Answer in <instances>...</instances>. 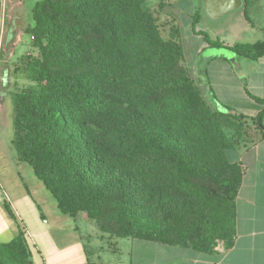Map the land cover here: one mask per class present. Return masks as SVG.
I'll return each mask as SVG.
<instances>
[{
	"label": "trees",
	"instance_id": "1",
	"mask_svg": "<svg viewBox=\"0 0 264 264\" xmlns=\"http://www.w3.org/2000/svg\"><path fill=\"white\" fill-rule=\"evenodd\" d=\"M144 1L71 0L73 13L81 21L68 28L63 26L60 18L63 17V7L58 17L46 9L45 0H38L34 4V24L27 28L33 45L52 52L57 50V43L62 36L72 42L76 51L91 60L99 71L83 77L60 74L41 65L31 55L25 66H16L18 71L27 69L36 81L35 87L15 95L17 115L13 142L18 159L33 167L37 177L57 200L59 209L75 218L78 213L76 204L61 184L52 183L48 166L53 161L43 154H36V151H42V148L50 144L53 137H67L64 146L60 145L66 160L73 162L82 157H90L105 163V167L124 171L126 176L120 177L123 188L126 187L128 193L142 201L145 209L171 210L181 216L190 212L186 208L190 206L186 199L191 197L195 205L206 214V218L193 223V227L201 232L200 239L210 247L219 240L231 245L235 231L236 197L242 182L243 168L239 162L228 158L227 150L233 149L240 142L227 140L216 124L222 120L236 129H243L250 119L261 130L264 141V108L252 116L234 112L227 106L223 107L227 110H213L199 90L193 87L192 79L184 71L178 79L175 94L148 103L145 101L146 90L139 88L134 98L140 108L146 109L159 123L171 124L179 138L191 143L188 144L192 150L206 161L201 171L208 177H216L219 172L227 176L224 184L227 191L230 190L229 195L216 192L204 184L186 181L179 170L173 173L166 159L179 148L175 143L153 145L147 155H126L121 152L115 122L125 118L122 100L127 84L124 78L138 73L157 74L151 69L155 58L161 69H167L175 65L183 55L180 43L161 38L153 13L142 7ZM250 4L251 0H243V10L247 17ZM202 11L205 13L204 5L193 15L194 31L204 35L211 45H224L219 39H211L203 29L196 28ZM175 31L180 34L178 28ZM93 32H100V35L87 37ZM77 37L81 39L77 40ZM226 46L247 58L257 59L264 55V40L236 42ZM247 92L255 101L264 105V98ZM87 123H97L105 131L97 132L92 127L84 126ZM69 132H72V138H69ZM69 139L73 146L70 149L67 147ZM67 188L70 194L72 185ZM102 191L86 184L76 193L82 196L91 193L101 196ZM5 205L16 219L7 201ZM192 214L196 216L197 210H192ZM165 229L163 221L152 220L147 227L119 232L115 237H133L185 246L171 241L163 234ZM212 247L207 252L212 251ZM5 263L33 264L26 231L21 224L19 234L14 239L0 243V264Z\"/></svg>",
	"mask_w": 264,
	"mask_h": 264
},
{
	"label": "rangeland",
	"instance_id": "2",
	"mask_svg": "<svg viewBox=\"0 0 264 264\" xmlns=\"http://www.w3.org/2000/svg\"><path fill=\"white\" fill-rule=\"evenodd\" d=\"M37 1L5 0V30L2 48H0V99L2 101V120L7 124L1 126L5 130L3 145L9 154L10 150L17 153L13 142L15 137L14 122L17 115L15 95L36 86V81L30 76L29 71L27 69L18 71L16 66L21 64L25 66V62L31 55L41 65L60 74L83 77L96 74L99 71L91 60L76 51V46H73L72 42L62 36L57 43V50L52 52L33 45L32 36L27 32V28L34 24L32 13ZM45 1L46 9L53 16H58L60 9L64 8V13H61L63 17L60 16L64 27L68 28L81 21L73 13L71 0ZM251 2L248 8V17L245 16L243 8L233 10L218 20L211 19L202 11L196 28L206 31L211 39H219L226 44L260 39L264 36V0H251ZM202 5V0H145L142 4V7L150 10L156 18L161 38L180 43L183 55L175 65L167 69H161L157 58H155L151 63V69L157 74L153 72L150 75L138 73L124 78L127 84L122 100L125 118L121 122H115L119 133L117 142L120 145V151L126 155H147L153 145L175 143L179 148L166 159L168 167L173 173L179 170L186 181L204 184L216 192L229 195L230 190L227 191L228 188L224 184L227 176L219 172L216 177H208L201 171L206 161L197 156L189 145L191 143L188 142V144L179 138L171 124L159 123L146 109L140 108L134 102L139 88L146 90L144 92L145 101L148 103L160 101L166 96L175 94V89L179 85L178 79L184 71L192 79L193 87L199 90L202 98L213 110H227L221 106L217 107L215 100L222 103L223 99L233 95V93H228L231 91L228 84L233 82L230 78L234 71L233 68L236 70V55L234 57L226 44L211 45L205 40L204 35L194 31L193 15ZM177 28L180 30V34L176 33L175 29ZM98 35L100 32H93L87 37ZM80 39L77 37V40ZM217 57H227L228 62L226 63L229 67L226 72L228 73L219 69L221 63L225 62L215 60L214 58ZM225 106L232 108L235 112H240L236 105ZM247 112L249 111L244 113ZM216 125L225 138L234 143H251L259 132L256 124L250 119L247 120L243 129H236L233 125L222 120L218 121ZM84 126L92 127L97 132L105 131L97 123H87ZM71 133L69 132V138H72ZM11 138L13 145L10 144L9 139ZM66 142L67 137H53L51 143L42 148V151L41 149L36 151V154H43L44 157L53 161L52 165L48 166L52 183L61 184V187L76 204L78 213L75 218L87 248L93 238L111 243L116 233L126 230L136 231L139 228L147 227L152 220L164 222L166 231L162 232L171 241L182 243L187 247H197L206 252L212 247L206 244L202 238V240L200 239V230L193 227V223L206 218V214L195 205L191 197L186 199V202L190 204L186 208L190 209V212L181 216H177L171 210L145 209L142 201L128 193L126 187L123 188L120 177L126 176L124 171L105 167V163H99L90 157H82L73 162L66 160L60 151V145L64 146ZM67 147L68 149L73 147L70 145V139ZM227 156L231 161L234 160L236 151L227 150ZM25 165L31 169L30 164L26 163ZM32 175L27 176L22 173L20 183L14 184L15 191L26 187L30 191L36 188L40 193L41 190L35 185L42 182L35 176L33 178ZM86 184L95 190H103L101 196L95 193L84 194V196L77 194L76 192ZM40 185L44 192L49 193L43 184ZM69 185H72L70 194L67 188ZM1 188L2 190L4 188L2 184H0V193H2ZM192 210H197L199 216L192 214ZM222 241H217L212 248L215 249Z\"/></svg>",
	"mask_w": 264,
	"mask_h": 264
},
{
	"label": "crops",
	"instance_id": "3",
	"mask_svg": "<svg viewBox=\"0 0 264 264\" xmlns=\"http://www.w3.org/2000/svg\"><path fill=\"white\" fill-rule=\"evenodd\" d=\"M258 40H264V36L249 42ZM231 52L237 60L236 70L233 68L230 78L233 82L228 84L231 89L228 93L233 95L223 99V104L216 99L217 107L236 105L240 111L237 113L249 111L244 114L256 115L264 105L255 101L247 91L264 98V55L252 59ZM214 59L228 62L227 57ZM225 63H221L219 69L228 73L229 65ZM1 102L0 99V184L4 188L0 193V243L14 239L21 224L26 231L33 264H264V141L259 128L251 143L240 142L233 148L236 156L232 161L242 165L243 177L236 197L235 231L231 245L222 241L212 251L204 252L160 241L115 237L111 243L93 238L87 248L77 219L59 209L50 191L42 190L40 184L46 186L31 165L30 169L25 165L27 162L18 159L16 152L10 150L9 154L5 149V130L1 126L7 124L2 120ZM9 140L12 144V138ZM22 173L27 176L33 174V178L42 182L35 185L40 193L36 188L30 191L26 187L15 191L14 184L20 183Z\"/></svg>",
	"mask_w": 264,
	"mask_h": 264
},
{
	"label": "water",
	"instance_id": "4",
	"mask_svg": "<svg viewBox=\"0 0 264 264\" xmlns=\"http://www.w3.org/2000/svg\"><path fill=\"white\" fill-rule=\"evenodd\" d=\"M205 13L213 20H218L229 12L243 8V0H202ZM5 0H0V48L3 44L5 30Z\"/></svg>",
	"mask_w": 264,
	"mask_h": 264
},
{
	"label": "bare ground",
	"instance_id": "5",
	"mask_svg": "<svg viewBox=\"0 0 264 264\" xmlns=\"http://www.w3.org/2000/svg\"><path fill=\"white\" fill-rule=\"evenodd\" d=\"M51 199V198H50ZM51 201V200H50ZM55 201V200H54Z\"/></svg>",
	"mask_w": 264,
	"mask_h": 264
}]
</instances>
